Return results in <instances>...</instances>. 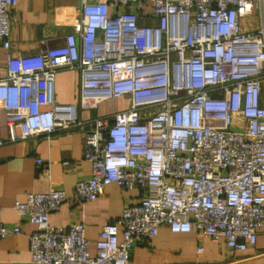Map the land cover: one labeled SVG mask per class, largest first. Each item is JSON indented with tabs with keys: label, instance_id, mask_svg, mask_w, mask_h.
I'll return each mask as SVG.
<instances>
[{
	"label": "built area",
	"instance_id": "obj_1",
	"mask_svg": "<svg viewBox=\"0 0 264 264\" xmlns=\"http://www.w3.org/2000/svg\"><path fill=\"white\" fill-rule=\"evenodd\" d=\"M18 4L0 0V145L80 128L91 163L70 194L51 187L15 203L36 226L32 262L129 264L134 247L162 226L224 242L233 254L254 247L264 229V0H81L78 29L63 44L13 55ZM257 9L259 27L245 29ZM74 69L79 100L58 102L56 75ZM121 98L125 109L80 115ZM111 184L138 199L103 225L95 254L85 223L50 224L64 203L82 206ZM1 212L0 240L21 232Z\"/></svg>",
	"mask_w": 264,
	"mask_h": 264
},
{
	"label": "crops",
	"instance_id": "obj_2",
	"mask_svg": "<svg viewBox=\"0 0 264 264\" xmlns=\"http://www.w3.org/2000/svg\"><path fill=\"white\" fill-rule=\"evenodd\" d=\"M11 16V53H36L41 46L63 44L66 35L78 29L81 0H19ZM259 21L257 9L253 17L244 19V28L256 29ZM6 63V50L0 45V78L7 75ZM79 93V71H59L55 81L56 100L77 103ZM127 104L124 98L108 100L98 109L83 110L80 115L88 121L125 109ZM84 127L89 129L91 125L87 122ZM8 135L2 114L1 136L6 139ZM83 145L80 128L0 145L1 221L8 226L19 224L22 229L0 240V264H34L28 235L36 226L18 213L15 203L25 201L29 193L47 192L51 187L64 188L70 194L79 179L91 174V163L83 156ZM37 159L43 163L38 164ZM137 199L136 190L123 191L111 184L104 195L82 206L64 203L60 210L51 213L49 222L54 226L85 223L90 251L95 254V241L103 225L120 217L124 207ZM129 264H264V229L259 231L254 247L233 254L224 242L212 241L197 232L174 233L162 226L154 239L134 247Z\"/></svg>",
	"mask_w": 264,
	"mask_h": 264
},
{
	"label": "rangeland",
	"instance_id": "obj_3",
	"mask_svg": "<svg viewBox=\"0 0 264 264\" xmlns=\"http://www.w3.org/2000/svg\"><path fill=\"white\" fill-rule=\"evenodd\" d=\"M110 108H111V109H115V108H117V107L111 106Z\"/></svg>",
	"mask_w": 264,
	"mask_h": 264
}]
</instances>
